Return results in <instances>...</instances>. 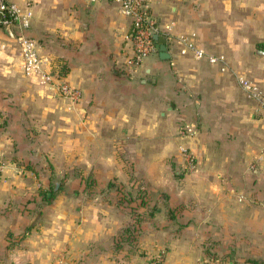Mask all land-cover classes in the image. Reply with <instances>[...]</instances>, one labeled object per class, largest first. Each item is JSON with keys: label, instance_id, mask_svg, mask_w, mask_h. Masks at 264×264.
I'll return each instance as SVG.
<instances>
[{"label": "crops", "instance_id": "0c3cea01", "mask_svg": "<svg viewBox=\"0 0 264 264\" xmlns=\"http://www.w3.org/2000/svg\"><path fill=\"white\" fill-rule=\"evenodd\" d=\"M8 1L32 10L45 69L65 64L55 76L82 99L68 110L26 76L17 28L0 26V264H148L158 247L166 264L264 260V110L238 83L264 89V0H152L168 57L157 41L136 75L131 22L113 3ZM181 34L225 70L194 58ZM182 123L195 134L182 137ZM55 172H95V196Z\"/></svg>", "mask_w": 264, "mask_h": 264}, {"label": "built area", "instance_id": "2783aa9c", "mask_svg": "<svg viewBox=\"0 0 264 264\" xmlns=\"http://www.w3.org/2000/svg\"><path fill=\"white\" fill-rule=\"evenodd\" d=\"M89 4H97L104 1L113 3L119 13L127 17L131 22L130 33V56L128 59L130 73L136 75L143 62L152 55L157 48L154 35L160 33V26L157 17L152 11V0H86ZM33 19V12L30 8H21L8 0H0V26L16 27L18 30L17 41L20 47L21 68L28 76H38L40 84L49 89L55 90L61 97L69 103L68 110H74L82 99V91L67 80L56 77L49 70L45 69L44 60L40 54L38 41L30 36L29 30ZM168 38L173 39L171 29L168 28ZM177 42L186 50L190 51L194 58L207 60L212 63H224L223 59L213 55H208L204 49L193 40V35L181 34L176 38ZM226 66L222 64V70ZM238 83L242 90L252 99L257 101L259 107L264 110V89L254 82L239 77ZM188 132L195 134L193 125L187 123L180 133ZM189 166L193 169L192 159L186 157ZM166 251L163 247H158L156 253L149 257L148 264H166ZM197 264H218L213 260H199Z\"/></svg>", "mask_w": 264, "mask_h": 264}, {"label": "rangeland", "instance_id": "374dc122", "mask_svg": "<svg viewBox=\"0 0 264 264\" xmlns=\"http://www.w3.org/2000/svg\"><path fill=\"white\" fill-rule=\"evenodd\" d=\"M184 125H185V123H182L179 126V131ZM180 135L182 137H189V136H193L194 134L190 135L188 132L185 131L183 134L180 133ZM180 154L182 157V166L181 167L183 168L184 172L185 173L195 172L197 170V164L199 162L196 155L186 146L180 147ZM187 156H190V159H192L193 169L189 166V161H186ZM218 157H219L218 154H216V157H215L216 161L215 162H218V159H219ZM52 178L56 181H66L68 179H74V180L80 179L81 181L84 182L83 188H81V190H80L81 194H85L87 196H95V192H96L95 191V172H58V173L55 172V173H52ZM136 178L139 179V177H136ZM152 255H154V254H151L150 256H152ZM204 259L217 261L218 264L220 261L217 258H211L209 256H201L197 259L196 264L198 263L199 260H204ZM249 261H251L252 263L256 262V264H264V260L261 258L260 259L257 258V259H253V260H249Z\"/></svg>", "mask_w": 264, "mask_h": 264}, {"label": "trees", "instance_id": "16d2710c", "mask_svg": "<svg viewBox=\"0 0 264 264\" xmlns=\"http://www.w3.org/2000/svg\"><path fill=\"white\" fill-rule=\"evenodd\" d=\"M156 43H157V41H156ZM52 69H54V75H59V76H63V75H65L66 74V68H65V64H63V63H61V62H59L57 65H55ZM142 185H141V183H138L137 184V186H136V188H135V190L138 192V193H136V196H137V198H142V201H145L144 199L145 198H147V195L145 194V193H143V189H142ZM135 191V192H136ZM46 193V192H45ZM50 195L51 196H53L54 195V192H51L50 193ZM127 196H130V193H128L127 194ZM156 208H154V210H155ZM139 214L140 213H138L137 215L139 216ZM136 215V216H137ZM137 219L138 220H140V218L139 217H137ZM138 223L135 221V222H133L132 224H131V226H129V227H126L124 230H123V233H124V235L126 236V235H129V237L130 238H133L135 235H137V233H135V232H137L136 230V225H137ZM255 264H256V262H254Z\"/></svg>", "mask_w": 264, "mask_h": 264}, {"label": "water", "instance_id": "95a60500", "mask_svg": "<svg viewBox=\"0 0 264 264\" xmlns=\"http://www.w3.org/2000/svg\"><path fill=\"white\" fill-rule=\"evenodd\" d=\"M6 32L13 36L11 28L9 26L6 27ZM154 38L159 43L160 57H168L166 52V38L163 35L156 34Z\"/></svg>", "mask_w": 264, "mask_h": 264}]
</instances>
